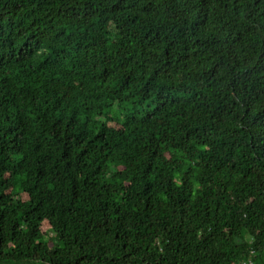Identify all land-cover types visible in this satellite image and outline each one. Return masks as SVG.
<instances>
[{"label": "trees", "instance_id": "trees-1", "mask_svg": "<svg viewBox=\"0 0 264 264\" xmlns=\"http://www.w3.org/2000/svg\"><path fill=\"white\" fill-rule=\"evenodd\" d=\"M264 264V0H0V264Z\"/></svg>", "mask_w": 264, "mask_h": 264}, {"label": "rangeland", "instance_id": "rangeland-1", "mask_svg": "<svg viewBox=\"0 0 264 264\" xmlns=\"http://www.w3.org/2000/svg\"><path fill=\"white\" fill-rule=\"evenodd\" d=\"M34 264H37V263H34Z\"/></svg>", "mask_w": 264, "mask_h": 264}]
</instances>
